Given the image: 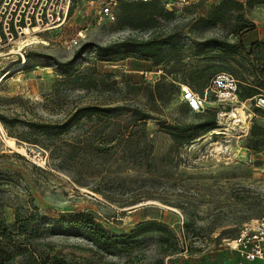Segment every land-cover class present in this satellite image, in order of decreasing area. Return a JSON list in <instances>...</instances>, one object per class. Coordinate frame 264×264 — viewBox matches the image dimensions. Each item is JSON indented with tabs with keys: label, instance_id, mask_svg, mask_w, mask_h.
I'll list each match as a JSON object with an SVG mask.
<instances>
[{
	"label": "rangeland",
	"instance_id": "1",
	"mask_svg": "<svg viewBox=\"0 0 264 264\" xmlns=\"http://www.w3.org/2000/svg\"><path fill=\"white\" fill-rule=\"evenodd\" d=\"M161 1L175 12L171 19L134 27L120 10L104 17L97 1L74 0L62 27L0 45V213L6 222L16 213L56 219L89 211L118 235L146 221L164 227L112 255L81 236L54 234L34 241L39 253L77 264H235L238 255L226 242L244 224L264 219V111L254 103L220 105L209 95L206 109L194 113L182 98L186 87L204 94L221 72L238 80L242 100L251 89L264 94V33L252 50L224 48L230 56L221 59L219 47L204 48L213 39L240 45V35L232 34L240 13L264 26V0L215 25L208 17L221 0ZM171 34L181 53L160 65L124 53L103 58L96 48ZM30 36L47 44L21 49ZM256 40L252 34L243 44ZM90 105L110 110L61 132L77 109ZM144 115L151 117L146 124L139 120ZM214 115L217 127L207 133L178 143L167 133L169 126L198 125ZM1 117L20 122L8 127Z\"/></svg>",
	"mask_w": 264,
	"mask_h": 264
},
{
	"label": "trees",
	"instance_id": "2",
	"mask_svg": "<svg viewBox=\"0 0 264 264\" xmlns=\"http://www.w3.org/2000/svg\"><path fill=\"white\" fill-rule=\"evenodd\" d=\"M257 3H260V1L251 0L245 4L240 0H221L218 4L213 6L208 21L210 25L224 22L227 19V16H229L234 10L242 12L245 9V6L253 8ZM73 7L74 5H72L71 10ZM119 10L122 13L123 22L134 27H139L143 24H156L162 18L171 19L175 14L174 11L167 9L166 5L161 0L121 1L115 8L114 12ZM238 18L242 23L233 30L232 34L240 35V45L237 46L236 43L213 39L210 40L204 48L219 47L216 53L220 56L218 57L219 59L226 55L230 56L227 52L224 53V48L226 50L229 49L232 52L242 48H250L252 50L259 41H255L249 47L244 46L243 41L245 34L254 30L256 26L253 22L248 21L243 13H240ZM96 48H98V53L103 58H107L111 53H124L128 54L129 57H131L130 55L144 57L146 60L154 61L156 65H160L171 56L179 55L181 53V49L177 44V39H175L174 34L165 35L164 38L160 39L157 37H151L148 39L128 38L120 45H109ZM201 53L202 51L196 52L197 55H200ZM217 74L218 73L212 75L209 83ZM256 94H258V91L256 89H251L245 99L251 98ZM240 98L242 99L241 90ZM109 110L110 109L108 108L100 109L93 105L79 108L70 119L61 125V132L71 128L75 122H78L84 116L94 115L99 112H108ZM150 118V116L144 115L140 117L139 120L146 124L147 120ZM1 121L8 127H13L20 122L19 120H16L12 123H8L3 117H1ZM30 125L42 130H45L47 127H52L51 125H38L35 123H30ZM216 127L217 120L214 115L213 118H208L206 121L198 125L189 124L169 126L167 128V133L171 135L176 143H178L180 138L185 139L189 134L199 135V130H202L201 132L204 134L214 130ZM152 228L159 232L164 230V227H161L157 222L146 221L139 223L129 234H114L89 211L67 213L56 219L46 218L42 216L39 211L29 213L24 217L20 213H16L15 221L12 224L7 223L0 213V264H77L57 253H39V251L32 247L34 241L49 234L81 236L95 245L100 252L112 255L118 251H129L136 247L139 244V236L144 235L146 231L151 230ZM170 235L174 236L173 233H170Z\"/></svg>",
	"mask_w": 264,
	"mask_h": 264
},
{
	"label": "built area",
	"instance_id": "3",
	"mask_svg": "<svg viewBox=\"0 0 264 264\" xmlns=\"http://www.w3.org/2000/svg\"><path fill=\"white\" fill-rule=\"evenodd\" d=\"M73 1L0 0V45L12 44L18 37L23 38L31 33L62 27L71 12ZM95 1L98 2L100 14L104 17H111L121 1L150 0ZM181 3L188 4L189 0H181ZM72 42L77 45L79 40L76 38ZM21 56L23 57V54ZM209 95L214 96L220 105L234 106L254 103L257 108L264 111V94L258 93L242 100L238 80L225 72L218 73L212 78L204 94L186 87L182 98L191 111L199 113L206 109ZM225 248L238 255L235 264H264V219L244 224L238 235L226 242Z\"/></svg>",
	"mask_w": 264,
	"mask_h": 264
},
{
	"label": "bare ground",
	"instance_id": "4",
	"mask_svg": "<svg viewBox=\"0 0 264 264\" xmlns=\"http://www.w3.org/2000/svg\"><path fill=\"white\" fill-rule=\"evenodd\" d=\"M19 42H20V41H19ZM34 43H36V44H37V43L47 44L46 41H44V40H39L37 36H33V37L30 36V38H28V39L22 41V42L20 43L21 46H19V47H21V49H22L23 46H29V45H32V44H34ZM19 67H22V64L19 65L17 68H19Z\"/></svg>",
	"mask_w": 264,
	"mask_h": 264
},
{
	"label": "crops",
	"instance_id": "5",
	"mask_svg": "<svg viewBox=\"0 0 264 264\" xmlns=\"http://www.w3.org/2000/svg\"><path fill=\"white\" fill-rule=\"evenodd\" d=\"M242 2H244L243 0H240ZM251 1V0H249ZM256 28L254 30H252L249 34L245 35V37L249 36V35H252V34H256L257 35V40L256 41H260V36L262 35V33H264V26L262 24V26H260L259 23L256 22Z\"/></svg>",
	"mask_w": 264,
	"mask_h": 264
}]
</instances>
